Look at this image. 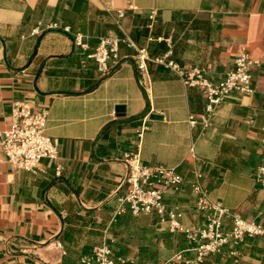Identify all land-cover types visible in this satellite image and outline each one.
Segmentation results:
<instances>
[{
	"label": "crops",
	"instance_id": "1",
	"mask_svg": "<svg viewBox=\"0 0 264 264\" xmlns=\"http://www.w3.org/2000/svg\"><path fill=\"white\" fill-rule=\"evenodd\" d=\"M146 29L144 48L171 39L174 60L205 69L214 82L247 51L257 62L252 91L227 97L210 126L191 127L189 118L206 112L199 88L157 65L141 73L124 45L109 74L88 58L102 39ZM16 101L47 113L59 158L27 172L0 148V264H81L103 244L116 264H164L180 252L193 258L192 243L156 214H116L125 157L135 153L183 175L166 203L184 226L206 223L197 181L211 199L264 226V190L255 181L264 164V0H0V136ZM237 251L204 264H264V237L246 238Z\"/></svg>",
	"mask_w": 264,
	"mask_h": 264
},
{
	"label": "built area",
	"instance_id": "2",
	"mask_svg": "<svg viewBox=\"0 0 264 264\" xmlns=\"http://www.w3.org/2000/svg\"><path fill=\"white\" fill-rule=\"evenodd\" d=\"M122 16V12H119ZM51 28L57 29V24ZM66 32L70 31L65 27ZM165 41L167 50L158 56H151L148 48H139L130 36L116 39H102L96 50L88 55L98 69L110 73L109 62L119 60L120 46L124 45L135 51L134 60L137 69L144 73L148 64L162 66L176 74L188 87L199 88L206 96V112L200 118H189L191 127L201 124L208 127L217 114L219 105L232 93L249 94L251 88V69L257 64L247 51L242 50L234 59L233 68L220 81L214 82L201 67L185 69L173 58L171 39ZM76 44L85 47L82 37H76ZM48 117L44 111L35 109L29 102L16 101L12 107V126L0 136V148L7 160L17 170L35 172L43 159L57 160V145L46 134ZM141 135V134H140ZM126 174L123 179L125 194L117 197L116 214L129 211L134 216L156 214L172 233L184 236L192 243L193 258L177 253L164 264H203L209 257L218 255L224 249L238 257L237 248L246 238L264 237V226L244 219L239 213L223 207L209 197L208 191L197 181L193 189L197 194V208L206 213V223L202 227L188 228L181 223L182 213L170 209L166 196L179 191L184 182L182 174L174 168L149 165L142 162L138 153L125 157ZM256 183L264 190V164L255 175ZM61 248V245H58ZM81 264H116L111 249L99 245L91 253L80 259Z\"/></svg>",
	"mask_w": 264,
	"mask_h": 264
},
{
	"label": "trees",
	"instance_id": "3",
	"mask_svg": "<svg viewBox=\"0 0 264 264\" xmlns=\"http://www.w3.org/2000/svg\"><path fill=\"white\" fill-rule=\"evenodd\" d=\"M147 36H148V30H144L142 32H135V34L133 35V39L136 43H138L141 47L144 48V45H145V41L147 39ZM142 37V38H141ZM153 37V36H152ZM154 38V37H153ZM156 39V37L154 38ZM165 49V43L164 41H161L160 43H157V42H152L151 44H149L148 46V51H149V54L151 56H157L158 54H160L162 51H164ZM155 65L153 63H149L148 64V69L150 70V68ZM162 67V66H160ZM228 249V248H226ZM239 250V247L237 248ZM225 250V249H224ZM230 251V249H228ZM204 264V263H203Z\"/></svg>",
	"mask_w": 264,
	"mask_h": 264
},
{
	"label": "water",
	"instance_id": "4",
	"mask_svg": "<svg viewBox=\"0 0 264 264\" xmlns=\"http://www.w3.org/2000/svg\"><path fill=\"white\" fill-rule=\"evenodd\" d=\"M125 111H126V107L124 105H118L116 107V113H117V116L119 117H124ZM151 119H161V117L157 115H151Z\"/></svg>",
	"mask_w": 264,
	"mask_h": 264
}]
</instances>
